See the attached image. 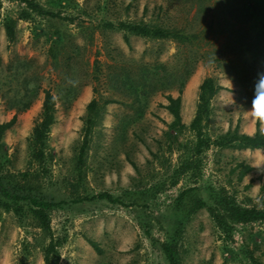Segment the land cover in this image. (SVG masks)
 I'll list each match as a JSON object with an SVG mask.
<instances>
[{"label": "rangeland", "instance_id": "rangeland-1", "mask_svg": "<svg viewBox=\"0 0 264 264\" xmlns=\"http://www.w3.org/2000/svg\"><path fill=\"white\" fill-rule=\"evenodd\" d=\"M32 1L54 15L32 12L22 0L0 3V122L17 115L2 137L0 192L21 194L16 202L23 206L16 215L0 194V264L44 263L48 235L29 215L22 196L29 193L64 201L49 212L62 242L54 264H170L166 241L176 245L179 264H250V253L264 262V222H232L228 236L208 207L189 211L192 199L213 206L215 195L264 206V150L213 142L235 126L255 132L250 108L264 73V0ZM23 9L30 12L26 19L19 18ZM6 17L15 20L13 42ZM121 21L185 37L130 35L126 44L122 31L105 26ZM256 39L253 49L263 55L254 65L245 48ZM208 76L226 89L211 100L200 142L189 124ZM180 86L185 127L176 128L164 105ZM45 89L55 98V122L38 162L28 139ZM93 98L100 114L79 162ZM259 127L264 130V120ZM243 166L251 168L241 176ZM102 192L117 201L94 198Z\"/></svg>", "mask_w": 264, "mask_h": 264}, {"label": "trees", "instance_id": "trees-1", "mask_svg": "<svg viewBox=\"0 0 264 264\" xmlns=\"http://www.w3.org/2000/svg\"><path fill=\"white\" fill-rule=\"evenodd\" d=\"M28 6V8L37 14H48L54 15V13L45 10L40 4L33 2L32 0H22ZM1 3V0H0ZM30 15V12L27 10H22L19 14V18L26 19ZM15 20L11 17H6L4 22L6 36L9 42H13L15 37L14 31ZM106 27L113 28L118 31H122L124 33V41L126 44L129 43V36H143L149 37L152 39L159 38H184L183 34H179L175 30H171L169 28H165L159 25H150L145 22H118L117 24H113L108 22ZM242 43L243 40H238ZM237 41V42H238ZM258 40H251L247 42L246 51L249 52V56L253 60V64H257L255 62L256 57H261L263 55V51L258 50L256 48L253 49L254 45L257 44ZM242 44L241 46H243ZM244 51V50H242ZM191 71L188 72V74ZM184 83V82H183ZM221 89H226L222 85H220L214 77H205L198 87V98L195 108L194 117L189 124V128L193 130L198 138V141H203L202 138V123L210 116L211 113V100L212 98L219 92ZM179 94L176 97H173L171 94H167L165 97L168 101L167 104L164 105V108L172 115L173 120L170 124L171 127L183 128L185 124L182 122L181 117V86L178 88ZM44 96L42 101V112L39 121L33 126L32 131L30 133L28 139L29 150L32 155V158L38 162H42L45 158L44 148L46 146V140L48 138V133L50 127L55 122V98L50 90H43ZM30 104V100L24 102L21 106H17V110H23L27 108ZM23 106V107H22ZM99 105L95 98L91 99L88 103L86 110L87 115L84 118V127L85 133L81 140L80 146L78 148L77 160L82 162L86 156V153L90 144V132L93 126L96 123V117L99 116ZM17 120V115L14 113L12 117L7 120L0 122V148L2 146V137L5 131L15 124ZM260 121H255V132L253 134L242 133L239 131L238 127L230 128L226 133L221 135L218 139L213 142L217 143L219 146L224 147H233L236 149L250 148V149H263L264 150V130L259 127ZM135 167L136 165L133 164ZM251 167L243 166L241 170V176L244 175ZM2 185V184H0ZM6 191V190H4ZM3 196L10 198L9 200H4L2 205H4L5 209H13L16 215H21L23 206L17 204V200L20 198L21 194H13L12 192H0ZM25 201H27L28 212L30 217H32L37 225L48 235V242L43 249V264H54L59 259L58 246L62 243L59 238H56L50 226V217L49 212L54 207L61 206L64 201L55 202L52 199H47L45 197L37 196L34 194H25L22 195ZM94 198L98 199H107L108 201H117L116 198H112L111 195L107 192H102L94 195ZM215 203L213 206H207V202L204 198L196 197L192 199V206L190 208V213H194L197 209L208 207L212 218L216 225L223 230V232L230 236L231 235V223H249L255 221L264 222V206L263 207H245L241 206L235 202L233 198H228L225 195L216 198L215 195ZM88 242L91 246L96 250L100 251L97 243L93 240H89ZM162 249L169 261L170 264H179L176 258V245L166 241L162 244ZM250 264H264L260 259L256 256H253L252 253L249 254Z\"/></svg>", "mask_w": 264, "mask_h": 264}, {"label": "clouds", "instance_id": "clouds-1", "mask_svg": "<svg viewBox=\"0 0 264 264\" xmlns=\"http://www.w3.org/2000/svg\"><path fill=\"white\" fill-rule=\"evenodd\" d=\"M250 109L256 120H264V73L259 75V79L254 84V96Z\"/></svg>", "mask_w": 264, "mask_h": 264}]
</instances>
